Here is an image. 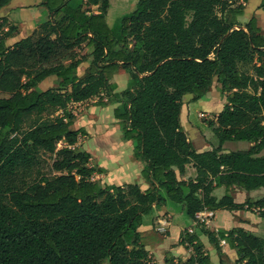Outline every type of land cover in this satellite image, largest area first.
I'll use <instances>...</instances> for the list:
<instances>
[{"label": "trees", "instance_id": "1", "mask_svg": "<svg viewBox=\"0 0 264 264\" xmlns=\"http://www.w3.org/2000/svg\"><path fill=\"white\" fill-rule=\"evenodd\" d=\"M9 2L0 0V10ZM246 2L137 0L110 28L109 0H44L49 19L9 47L0 17V264H154L138 228L177 204L196 231L180 236L189 258L166 264H210L201 235L217 249L225 240L235 264H264L263 238L196 220L217 210L264 219V197L239 204L213 195L218 187L264 188V35L256 18L238 22ZM119 70L129 80L117 93L111 80ZM49 77L55 86L38 92ZM213 79L225 98L208 122L217 147L198 152L180 125L182 98L201 99ZM92 98L118 103L113 117L144 163L146 190L92 179L103 170L78 146L86 132L70 129L68 109ZM227 142L250 147L222 152ZM42 154L51 158L45 172ZM189 166L195 175L185 180Z\"/></svg>", "mask_w": 264, "mask_h": 264}, {"label": "crops", "instance_id": "2", "mask_svg": "<svg viewBox=\"0 0 264 264\" xmlns=\"http://www.w3.org/2000/svg\"><path fill=\"white\" fill-rule=\"evenodd\" d=\"M43 1L44 0H10V2L0 10V17L3 18L5 21V27L2 29V31L4 34L7 33L6 34L7 36L5 38V45L7 47L12 46L14 43L18 42L23 38L28 37L38 24L43 23L49 19V14L46 8L40 6ZM258 7L259 5L257 6V8ZM252 17L256 18L255 16ZM262 21L264 24V16L262 18ZM106 23L108 27L110 28L112 27L109 24V22H107V20ZM259 28L261 30L262 35H264V26L263 28L262 27ZM86 67L87 64L83 63L79 66V69L84 71ZM116 76L118 75L117 74L114 75L111 82L116 85L115 92L120 93L123 90H120ZM47 80L56 81L54 77H49L47 78ZM123 84H124V79H123ZM186 96L187 95L183 96L182 98V106L180 111V125L183 131H185L182 124L183 113L184 114L187 113L189 116L190 105L192 102L194 103V101H192L190 104H187L188 106L185 109L184 108L185 102L191 101L192 99V95L188 97ZM215 98H218V100H216ZM92 99L82 103L71 104L69 106L68 109L71 110L72 113L74 114L75 120L78 118L80 113H84V112H88V116H90L91 118H95L94 116L99 113L98 108L101 109L109 108L112 111L110 112L113 115V110L118 105V103H116L106 106H99L96 103L97 99L96 100H92ZM105 100L106 99H104L103 101ZM195 102H201L203 106L211 107L209 113L200 111L201 113H207L212 115L214 114L215 116L222 110L221 108V110L217 111L216 110L217 108L214 107V105L216 104L218 105L221 104L222 107L225 104V98L223 95L220 94L219 86L216 82V79H213L210 90L201 99ZM199 115H204V114H199ZM114 121L117 123V120L114 119ZM84 137L85 136H83V138ZM190 142L193 143L192 141ZM244 143L245 145H243ZM241 144L242 145H240V148L233 151L247 150L250 147V144L247 142H242ZM78 146H80V144ZM222 152H230V151L223 150ZM260 155L264 156V150L260 153ZM190 170L194 171L193 168H190ZM148 187H149V183L147 188ZM147 188L144 189L140 188V189L146 190ZM216 192H220L218 197L215 196ZM213 195L217 199H220L224 195H229L234 200V202L240 204L246 200L254 201L264 197V188L247 192L235 187L230 188L228 190L225 189L224 187H218L213 191ZM175 212L176 211L173 209V207H162L160 210L154 212L150 218L145 219L143 224L138 228V233L140 235L141 242L144 245L145 249L148 251L154 264H166L165 259H173L174 263H177L178 261H185L187 258H189L191 254L190 249H187L184 245L179 244V240L181 233L184 230L186 231L192 230L193 232L196 231L194 227V223L191 222L187 227L173 225V217L175 215ZM201 216L205 222V227L210 231H214V232L228 231L231 229L240 228L245 232H249L257 237L264 239V234H261L263 233L264 230L260 228L261 222L264 219L259 218L255 212L245 211V210L242 211L217 210V211L201 212ZM158 228H161L163 231L168 232L167 235L163 237L162 234L158 232L157 230ZM170 230L172 231V235ZM199 239L203 245V250L209 256L210 264H225L226 260H229L231 262L230 264H235L237 258L235 249H230L227 246V244L222 247L219 246V249H217L213 244H210L207 241L205 236L201 235L199 236Z\"/></svg>", "mask_w": 264, "mask_h": 264}, {"label": "rangeland", "instance_id": "3", "mask_svg": "<svg viewBox=\"0 0 264 264\" xmlns=\"http://www.w3.org/2000/svg\"><path fill=\"white\" fill-rule=\"evenodd\" d=\"M137 0H109V9L107 11L106 20L111 26H113L119 18L129 14L133 11ZM261 0H247L245 3V9L243 14L237 18L240 24H244L249 21L252 16L257 18L259 27L264 26L262 18L264 11L257 8ZM258 10V11H257ZM255 13V14H254ZM81 69L78 68V75L82 74ZM123 70H119L116 74L117 82L119 83L120 90H124L127 86L129 77ZM115 74V75H116ZM124 79V84H123ZM56 81H50L45 79L37 86V91L42 92L51 87H54ZM0 94V97H3ZM190 96L187 94L186 97ZM93 98L92 100H96ZM187 99V98H185ZM218 100V98H215ZM192 102H185L184 108ZM216 110L219 111L222 105H214ZM209 106H203L201 102H192L190 105V115L184 114L182 116V124L184 132L188 139L192 141L193 147L198 151H207L217 147V139L214 136L211 128L208 126V122L212 121L214 114L201 113L210 112ZM99 113L91 118L88 116V112L80 113L78 118L74 121L71 126V130L84 129L87 135L83 138L80 137L78 145L83 151L89 153L92 157L91 165L95 168L103 170V174H95L93 180H99L103 185L107 186H120L124 184H137L141 189L147 188L148 182L144 180L141 175V171L144 168V163L140 160H135L132 156V143L122 138V132L120 124L114 121L112 111L107 109L98 108ZM189 110V108H188ZM111 111V112H110ZM199 114H204L205 117H200ZM97 116V117H96ZM189 119V120H188ZM242 142H227L221 146L223 150H237L240 148ZM62 144H58L59 148ZM245 145V143L243 144ZM43 163V171H47V164L51 163V158L48 155H41ZM191 167H187L185 180L192 179L195 175ZM221 190V189H220ZM220 192H216L215 196H219ZM176 211L173 217V225H179L187 227L191 221L185 214L184 206L177 204L172 206ZM151 215L145 216V219L150 218ZM260 228L264 230V220H262ZM171 235L172 231L170 230ZM168 232L163 231L162 236H166ZM264 234V231L263 233ZM229 260L225 261V264H230ZM101 264H109L108 260L105 259Z\"/></svg>", "mask_w": 264, "mask_h": 264}, {"label": "built area", "instance_id": "4", "mask_svg": "<svg viewBox=\"0 0 264 264\" xmlns=\"http://www.w3.org/2000/svg\"><path fill=\"white\" fill-rule=\"evenodd\" d=\"M200 117H204V115H200ZM196 220L199 221V222H201V223H203V224L205 225V222H204V220L202 219L201 213H198V214L196 215ZM195 224H196V223L194 222V225H195ZM157 230H158V232H160V233L163 232V230H162L161 228H158ZM187 232H188L189 234L193 233L192 230H187ZM225 245H226L225 240H220V241H219V246H220V247L225 246Z\"/></svg>", "mask_w": 264, "mask_h": 264}]
</instances>
